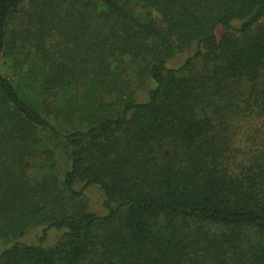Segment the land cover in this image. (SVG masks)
<instances>
[{
	"label": "trees",
	"instance_id": "1",
	"mask_svg": "<svg viewBox=\"0 0 264 264\" xmlns=\"http://www.w3.org/2000/svg\"><path fill=\"white\" fill-rule=\"evenodd\" d=\"M0 244V264H264V0H0Z\"/></svg>",
	"mask_w": 264,
	"mask_h": 264
},
{
	"label": "rangeland",
	"instance_id": "2",
	"mask_svg": "<svg viewBox=\"0 0 264 264\" xmlns=\"http://www.w3.org/2000/svg\"><path fill=\"white\" fill-rule=\"evenodd\" d=\"M27 4L28 3H26V5ZM25 8H27V6H25ZM185 57L186 56H184V55L180 56L179 59L174 60L172 62V65L173 66H179L184 61ZM127 64H129L128 59H126V65ZM2 71H8L9 72V68L3 67ZM142 81L145 82V80H142ZM137 85H139V83L135 84V86H137ZM147 90H148L147 85H145V87H143V88H138L136 90L137 100H139L140 102L145 101ZM62 163H63V161L61 162L60 167L63 166ZM84 194L85 195L81 201L84 202V204H86L88 209L92 212L97 213V214L104 215L106 211L103 208V195L100 192V190L96 187H92V188H88L86 191H84ZM41 230H42V227L30 229L29 233L27 234V236L23 240L26 241L27 243H38L39 238L41 237ZM54 241H56V236L52 235V239L50 238L49 244L51 242H54ZM47 245H48V242H47ZM2 249H3V246L0 244V251Z\"/></svg>",
	"mask_w": 264,
	"mask_h": 264
}]
</instances>
